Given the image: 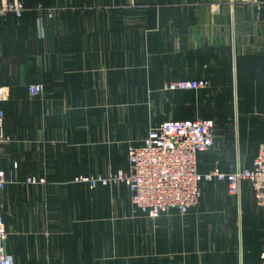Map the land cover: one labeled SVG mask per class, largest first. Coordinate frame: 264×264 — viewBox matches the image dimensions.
<instances>
[{
  "label": "crops",
  "instance_id": "crops-1",
  "mask_svg": "<svg viewBox=\"0 0 264 264\" xmlns=\"http://www.w3.org/2000/svg\"><path fill=\"white\" fill-rule=\"evenodd\" d=\"M18 1L21 16L0 17L3 218L15 264H250L248 244L262 264L264 209L248 181L238 196L226 182H202L186 216L171 210L151 219L126 185L92 189L74 180L128 172L129 148L170 119L234 125V143H221L229 158L217 169H252L264 143L256 136L264 126V0ZM178 80L210 84L189 92L234 93V116H215L213 105L158 117ZM33 84L41 95L31 96Z\"/></svg>",
  "mask_w": 264,
  "mask_h": 264
},
{
  "label": "built area",
  "instance_id": "built-area-1",
  "mask_svg": "<svg viewBox=\"0 0 264 264\" xmlns=\"http://www.w3.org/2000/svg\"><path fill=\"white\" fill-rule=\"evenodd\" d=\"M257 3V0H251ZM24 7L21 2L4 0L0 4V17L10 13L21 16ZM206 80H178L168 89L201 90L206 89ZM43 87L38 84L29 86L31 96L41 95ZM7 98V91L0 86V103ZM3 112L0 111V158L4 136L1 132ZM215 124L212 120H167L149 129L141 145L131 146L128 151L129 171H110L108 174L80 176L77 183H85L90 188L99 186L116 187L126 185L132 193V203L151 219H157L177 210L181 216L200 203L202 182L214 180L226 182L232 194L239 195L243 182H250L257 205L264 209V143L252 169H236L225 173L214 169L207 173L199 171V154L208 151L215 144ZM28 183H38L32 177ZM8 183L5 172L0 167V264H15L14 257L8 252L6 242L8 232L3 218V191ZM264 264V237L260 252Z\"/></svg>",
  "mask_w": 264,
  "mask_h": 264
},
{
  "label": "rangeland",
  "instance_id": "rangeland-1",
  "mask_svg": "<svg viewBox=\"0 0 264 264\" xmlns=\"http://www.w3.org/2000/svg\"><path fill=\"white\" fill-rule=\"evenodd\" d=\"M258 2L255 3L254 1L252 2L250 0V2L256 4V5H261L263 2L262 0H257ZM134 2V1H133ZM136 3V2H135ZM144 7H148V5H144ZM171 84V83H170ZM169 84V85H170ZM168 85V87H169ZM167 87V89H168ZM210 87L209 86L206 88L208 89ZM227 90L230 89L229 86L226 87ZM183 90H178L176 92H174L172 94L171 97H167V104L163 105L164 99L162 98V101L160 102L159 108L157 110V116L160 117L164 114L168 115L169 113H172V119H179L181 117H185V115H182V113L184 112H194V111H198L199 113L204 112L205 110H207V112H210L213 109V105H215V111H217L218 115H215L217 117L219 116H234V102L233 99H235V94L230 92V91H225L223 93H219V94H211V93H206L205 95L203 94H199L197 92H189L192 90H187L188 92H181ZM205 91V89L203 90ZM157 97H159L160 95L156 94ZM211 96H214V101L215 103H206L205 105V109L199 107V109L197 108L196 102L198 101L199 106L201 105V102L204 98H209ZM240 98L242 97L241 94H239ZM170 101H172L170 104ZM213 101V102H214ZM189 103L190 107H181L182 104L187 105ZM204 114V113H203ZM171 120V119H170ZM234 125L232 124H225V125H215V134H216V139H215V144L214 146L208 150V152L206 151V153H204L203 155H201V159H200V170L202 172L205 171H212L214 168H221L222 164L227 161V156H224L223 150H222V145L221 143L224 142L228 144V141L232 140V142L234 143ZM256 136L258 137H264V126H260L257 129V134ZM220 148V149H218ZM207 173V172H205ZM230 192V190H229ZM231 193V192H230ZM232 194V193H231ZM235 196H238L236 194H233ZM132 222L131 221H122L121 224L124 225V229H130V224ZM264 235V234H263ZM264 237V236H263ZM262 241V240H261ZM249 253L251 255H249ZM246 260L250 261V264H257V246L256 244H252V245H247V253H246ZM110 264H151L152 262H150V260L147 259H143L139 262H134L132 260H119V259H115V260H110L109 262ZM157 263V262H156ZM155 264V262H154ZM158 264V263H157Z\"/></svg>",
  "mask_w": 264,
  "mask_h": 264
}]
</instances>
